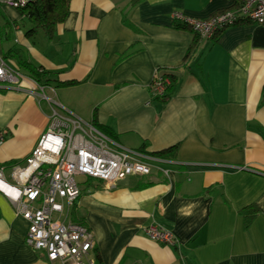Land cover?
Listing matches in <instances>:
<instances>
[{"label": "crops", "instance_id": "0c3cea01", "mask_svg": "<svg viewBox=\"0 0 264 264\" xmlns=\"http://www.w3.org/2000/svg\"><path fill=\"white\" fill-rule=\"evenodd\" d=\"M238 1L72 0L55 37L37 32L38 42L23 31L21 11L4 5L14 42L45 70V92L63 110L95 118L128 147L164 157L177 146L173 161L150 174L113 186L80 181L71 215L93 230L102 264H264V24L244 19L203 38L174 16L207 18ZM16 69L28 77L22 87L0 84V166L10 181L52 113L50 101L28 91L32 76ZM157 69L178 77L167 100L152 98ZM248 205L259 208L250 223L241 212ZM155 223L172 229L177 244L148 237L144 229ZM28 227L0 191V264H62L27 244Z\"/></svg>", "mask_w": 264, "mask_h": 264}, {"label": "built area", "instance_id": "2783aa9c", "mask_svg": "<svg viewBox=\"0 0 264 264\" xmlns=\"http://www.w3.org/2000/svg\"><path fill=\"white\" fill-rule=\"evenodd\" d=\"M27 1L0 0V4L19 8ZM239 1L238 9H227L207 18H194L182 12L174 16L203 38H212L244 19L264 24V0ZM27 78L19 69H12L0 54V84L19 88ZM29 79L32 85L28 91L51 102L50 123L25 165L11 166L12 181L6 178L5 166H0V191L10 199L16 213L29 222L27 244L45 250L50 262L97 264L93 230L86 223L69 218L81 194L78 177L99 179L113 186L130 175L150 174L157 162L173 160L123 145L92 121L63 110L62 104L46 94L47 84ZM168 84V74L157 69L150 85L152 98L164 96ZM5 139L6 132L0 130V143ZM144 231L155 241L177 244L174 231L164 224L148 225Z\"/></svg>", "mask_w": 264, "mask_h": 264}, {"label": "trees", "instance_id": "16d2710c", "mask_svg": "<svg viewBox=\"0 0 264 264\" xmlns=\"http://www.w3.org/2000/svg\"><path fill=\"white\" fill-rule=\"evenodd\" d=\"M72 0H28L25 5L17 8L21 11L22 15L26 17L31 23L32 26L26 31L27 36L31 37L37 32H43L44 35L50 39L54 38L56 35L57 27L60 23L64 22L70 12V5ZM139 0H132V3H136ZM240 7V1L237 2L236 7L232 9H238ZM248 21V20H246ZM178 28L183 29H191V27L185 23L177 24ZM196 37H201L199 34L195 33ZM4 39H7V36L3 35ZM197 38L194 39V42L189 48L187 56L193 55L192 53L195 50V46L197 44ZM20 49L18 48H11L9 50L10 55L12 54L13 50L15 51L14 55L17 57L18 63L20 66L27 70V74L35 78L37 81L43 84H49V79H44L45 70L42 67L36 66L32 61L27 58V54H22ZM23 50V49H22ZM24 51V50H23ZM25 52V51H24ZM7 55H4V58H7ZM170 77V84L167 86V90L164 96L162 97H155L156 99L162 98V100L169 99L176 91L177 85L179 83L178 77L173 75L172 73H167ZM74 83V81L69 82H59L61 85H69ZM261 103H264V88L262 91V100ZM93 123H97V120L94 118ZM96 125V124H95ZM177 146H173L168 150L162 151L165 157L173 158L175 155V150ZM259 208L256 205H248L241 209V212L246 214L247 222H251L253 217L255 216V212L258 211ZM73 215L75 214V205L72 209ZM249 213V214H248ZM248 214V215H247ZM74 220L76 216H73ZM97 264H102V259L99 254L96 255Z\"/></svg>", "mask_w": 264, "mask_h": 264}, {"label": "rangeland", "instance_id": "374dc122", "mask_svg": "<svg viewBox=\"0 0 264 264\" xmlns=\"http://www.w3.org/2000/svg\"><path fill=\"white\" fill-rule=\"evenodd\" d=\"M4 7L5 6L3 4H0V37H1V42L3 44V47H4V52H5L4 54L8 56L5 59L8 65L12 69L15 70L17 66L20 68H23V67L20 66V64L18 63L17 57L13 56L15 51L13 50L12 54L10 55L9 50L11 48H18L20 47V45L14 42L15 40L14 24H13V21L10 20L9 14L7 13ZM19 22L24 32H26L32 26L31 22L27 18H24L23 20H20ZM3 35L7 36V39H4ZM39 35L45 36L43 32H39ZM31 38L32 40H35L36 42H38L39 36L37 33H35L33 36H31ZM23 69L26 70L25 68ZM84 179H86L84 176L78 177L79 181L84 180ZM69 218H72V215H70Z\"/></svg>", "mask_w": 264, "mask_h": 264}]
</instances>
